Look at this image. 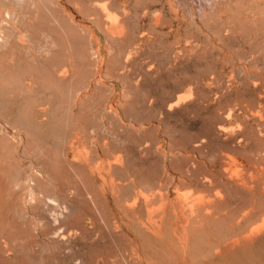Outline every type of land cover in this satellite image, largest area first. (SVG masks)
<instances>
[{
  "label": "rangeland",
  "instance_id": "1",
  "mask_svg": "<svg viewBox=\"0 0 264 264\" xmlns=\"http://www.w3.org/2000/svg\"><path fill=\"white\" fill-rule=\"evenodd\" d=\"M0 1V264H264V0Z\"/></svg>",
  "mask_w": 264,
  "mask_h": 264
},
{
  "label": "bare ground",
  "instance_id": "2",
  "mask_svg": "<svg viewBox=\"0 0 264 264\" xmlns=\"http://www.w3.org/2000/svg\"><path fill=\"white\" fill-rule=\"evenodd\" d=\"M18 1V2H17ZM17 1H15L14 0V2H17V3H19V0H17ZM22 1V0H21ZM20 1V2H21ZM193 1V0H192ZM1 2V1H0ZM13 2V3H14ZM200 1L198 0V3H199ZM2 3V2H1ZM0 3V4H1ZM195 3H196V1H195ZM12 4V3H11ZM14 4H16V3H14ZM14 6H17V4L16 5H14ZM18 7V6H17ZM11 8V9H10ZM15 8V7H14ZM20 11V10H19ZM15 12V11H14ZM13 11H12V7L10 6H5V3H4V5L3 4H1L0 5V42H2V41H6L7 42V36H6V32H5V30H6V27H8V28H10V26L11 25H13V27L14 26H17L18 24H20V23H18V22H20L18 19H19V17H18V19H17V17H15V13H14ZM16 18V19H15ZM15 20H17L18 22H16V24L17 25H14V23H15ZM10 25V26H9ZM20 26V25H19ZM18 27V26H17ZM16 30H18V28H16V27H14ZM13 29V28H12ZM20 30V29H19ZM18 30V31H19ZM7 31V30H6ZM8 32V31H7ZM16 32V31H15ZM17 35V34H16ZM16 37V36H15ZM18 37V36H17ZM7 38V39H6ZM8 41H9V39H8ZM5 42V43H6ZM8 43V42H7ZM1 44V43H0ZM7 45V44H6ZM64 73V72H63ZM201 207V206H200ZM264 224V223H263ZM263 224H262V226H263ZM256 225V224H255ZM254 225V226H255ZM260 225V224H259ZM261 226V225H260ZM257 227L258 226H256V228H254L255 230L257 229ZM264 228V227H263ZM254 230V231H255ZM262 229H260V231H261ZM254 231H253V233H254ZM260 231H258L260 234H261V232ZM263 231V230H262ZM249 233H250V231H249ZM248 234V233H247ZM256 234H257V232H256ZM264 234V233H263ZM254 235V234H253ZM243 236H245V234H243ZM250 236H251V233H250ZM258 236V235H257ZM261 236V235H260ZM262 236H264V235H262ZM252 237V236H251ZM250 237V238H251ZM254 237V236H253ZM256 237V236H255ZM259 237V236H258ZM241 238H244V237H241ZM246 238H248V237H246ZM245 238V239H246ZM250 238H248V240L250 239ZM245 239H243L244 241H245ZM257 239V238H256ZM260 239V238H259ZM247 240V239H246ZM251 240V239H250ZM240 242V241H239ZM238 242V243H239ZM235 244H237V242L236 243H234L233 245H235ZM249 244V243H248ZM233 245H232V249H234L233 248ZM239 247V246H238Z\"/></svg>",
  "mask_w": 264,
  "mask_h": 264
}]
</instances>
